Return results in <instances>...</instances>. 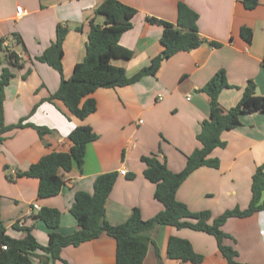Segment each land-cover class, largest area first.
Returning <instances> with one entry per match:
<instances>
[{"label":"crops","instance_id":"obj_1","mask_svg":"<svg viewBox=\"0 0 264 264\" xmlns=\"http://www.w3.org/2000/svg\"><path fill=\"white\" fill-rule=\"evenodd\" d=\"M134 8L131 27L119 43L133 51L131 58L117 57L111 63L132 75L159 54L162 26L146 21L155 17L175 23L177 4L183 2L198 14L197 25L202 37L221 43L219 47L202 44L190 51H179L165 59L155 75L116 87H100L87 95L94 98L96 109L84 118L71 114L62 101L46 98L60 84V74L46 63L35 60L55 39L56 27L67 29L62 48L63 76L68 78L77 62L85 56L89 21L103 24L95 14L101 0H0V39L21 58L22 66H10L13 73L4 87L5 124L20 119L24 123L45 126L50 133L40 136L30 126L5 133L0 141V216L6 233L22 237L13 227H31L37 242L46 245L49 229L32 214L42 206L61 212L56 228L68 234L77 228L69 208L77 190L93 192L95 177L116 171L117 179L105 202V219L120 224L138 208L143 219L154 216L162 204L153 195L154 184L143 176V155L155 153L173 172L180 171L186 156L200 146L196 138L201 122L208 116L209 96L198 91L219 70L224 69L229 84L218 95L223 109L234 106L242 97L249 79L255 82V96L264 97V0L246 9L241 0H119ZM22 12H16V6ZM252 29L251 42L240 36V28ZM80 27V29L78 28ZM19 34L23 46L17 44ZM86 98V97H85ZM83 98L82 100H84ZM240 125L221 133L225 142L211 155L217 167L201 166L193 170L177 188L175 197L192 211L209 210L217 216L226 209L246 208L251 197V179L264 163V110L251 99L239 115ZM89 125L97 138L85 147L83 163L58 174L64 183L58 194L39 198V180L16 176L44 154L68 151L67 136L76 126ZM126 170L121 174L120 170ZM7 173L12 180L7 179ZM264 197V194H263ZM37 205V209L33 207ZM221 229L230 237L224 244L233 247L236 259L244 264H264V210L246 217H229ZM187 239L193 249L204 256L199 264H228L217 248L214 236L187 227L155 224L149 232L150 242L141 264H193L167 256L168 238ZM115 239L102 233L97 238L68 245L60 252L68 264H115ZM36 253L46 256L43 251ZM62 260L49 264H65ZM31 264H41L37 257Z\"/></svg>","mask_w":264,"mask_h":264},{"label":"trees","instance_id":"obj_2","mask_svg":"<svg viewBox=\"0 0 264 264\" xmlns=\"http://www.w3.org/2000/svg\"><path fill=\"white\" fill-rule=\"evenodd\" d=\"M241 2L246 9H252L258 4V0H241ZM94 11L95 14L103 16V24L95 23L93 19L89 21L85 56L82 61L74 65L68 78L63 76L62 68V44L67 29L60 24L56 27L55 39L34 58L46 63L61 76L59 86L46 99L62 101L68 111L78 118H84L96 109L94 98L87 95L97 88L125 86L138 81L145 75H155L162 62L179 51H190L202 44L212 47L221 46V43L209 41L200 35L197 12L185 3L178 2L175 23L155 17L146 18L147 22L162 26L160 42L163 49L147 65L129 76L123 67L112 64L111 59L132 57L133 51L123 47L119 43V38L131 27V19L136 10L119 0H101ZM240 36L245 42L250 43L252 29L243 25L240 28ZM14 38L17 44L23 46L19 34H14ZM3 43L4 38H1L0 65L6 62L10 66H22L23 62L18 54ZM262 66L264 68V64ZM12 76L13 73L8 66L2 67L0 141L5 138L6 132L25 126L35 128L40 136L50 133L51 129L48 127L24 123V119L13 124L4 123V87ZM230 87L235 86L228 83L224 69H219L198 89L209 96V112L196 134L200 146L186 156L185 165L180 171H171L165 160L159 159L155 153L141 157L145 165L143 176L154 184L153 195L162 204V209L154 216L143 219L139 209L133 208L124 222L110 224L105 219V202L118 173L116 171L100 173L94 179L92 193L84 190H77L74 193V199L69 208L77 222V228L73 232L61 234L56 231L61 217V212L57 208L42 206L32 214L33 219L42 221L49 229L46 245L37 242L31 227L20 226L17 221L12 226L22 230L23 236L16 238L8 235L0 216V244L6 245V249L0 247V264H31L34 257H37L41 264H49V261L62 260L60 252L63 247L77 246L83 241L97 238L102 233L115 239V264H141L150 242L149 232L155 224L171 225L177 228L187 227L206 232L214 236L217 248L228 264H244L236 259V250L224 244V239L230 236L221 229V226L229 217H246L264 210V163L259 165L252 175L251 197L246 208L234 207L224 210L217 216H212L209 210L192 211L175 197L177 188L193 170L201 166H218V159L210 156L211 152L216 147L224 146L225 142L221 139L223 131L240 125L239 115L251 99L255 100L257 108L264 110V97L255 96L256 85L253 79L247 81L240 100L234 106L223 109L219 105L218 95L223 89ZM83 98L85 99L82 100ZM67 138L70 141L68 151L46 153L36 162L31 163L26 170L17 171L15 174L37 178L39 198L51 197L59 193L64 181L58 174V169L69 171L73 165L80 166L83 163L86 145L95 140L97 134L89 125H79L69 132ZM6 176L7 179L12 180L11 174L7 173ZM38 250L47 255L36 253ZM166 252L169 258L182 262L199 264L204 259V256L197 253L187 239L176 236L168 238Z\"/></svg>","mask_w":264,"mask_h":264},{"label":"built area","instance_id":"obj_3","mask_svg":"<svg viewBox=\"0 0 264 264\" xmlns=\"http://www.w3.org/2000/svg\"><path fill=\"white\" fill-rule=\"evenodd\" d=\"M15 9H16V12H17V13H21V12H22V7H21L20 5L16 6ZM120 173H121V174H126V170L122 169V170H120ZM33 207H34L35 209H37V205H36V204H33ZM0 247H1L2 249H6V245H5V244H0Z\"/></svg>","mask_w":264,"mask_h":264}]
</instances>
